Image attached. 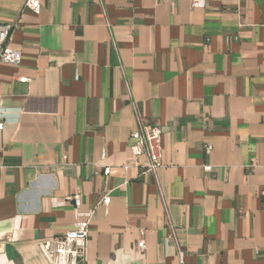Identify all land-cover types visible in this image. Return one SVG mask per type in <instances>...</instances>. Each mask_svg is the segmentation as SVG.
<instances>
[{"label":"crops","instance_id":"crops-1","mask_svg":"<svg viewBox=\"0 0 264 264\" xmlns=\"http://www.w3.org/2000/svg\"><path fill=\"white\" fill-rule=\"evenodd\" d=\"M25 2L0 0L23 56L0 65V264H50L74 195L84 264H264V0Z\"/></svg>","mask_w":264,"mask_h":264},{"label":"built area","instance_id":"built-area-1","mask_svg":"<svg viewBox=\"0 0 264 264\" xmlns=\"http://www.w3.org/2000/svg\"><path fill=\"white\" fill-rule=\"evenodd\" d=\"M172 2L175 0H171ZM208 1L213 0H191L193 7H204ZM25 7L36 14L42 10V0H26ZM13 26L0 24V65H19L22 62V52L10 46V38ZM20 81L27 82L28 78H21ZM3 123L0 121V129ZM163 129L160 124L139 122L138 129L131 133L133 139L132 155L135 158L146 157L147 163L144 166L146 171L156 173L162 166L164 153ZM206 151H212V145H207ZM102 159H105L106 152H102ZM206 171H211L212 166H205ZM110 167H106L104 173L109 175ZM264 196V190H263ZM67 201L71 202L78 216L84 215L85 219L79 220L74 229L50 240L41 242L40 247L50 264H84L87 255V245L90 232V224L93 210L81 213L79 208L81 200L79 195L70 196ZM110 195L104 197L103 203L109 204ZM141 247L146 248L145 231L142 230Z\"/></svg>","mask_w":264,"mask_h":264}]
</instances>
